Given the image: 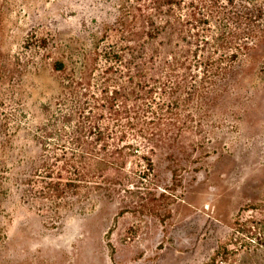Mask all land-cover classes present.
Here are the masks:
<instances>
[{
	"label": "rangeland",
	"instance_id": "1",
	"mask_svg": "<svg viewBox=\"0 0 264 264\" xmlns=\"http://www.w3.org/2000/svg\"><path fill=\"white\" fill-rule=\"evenodd\" d=\"M114 11L112 0H0V264H264V239L241 233L264 237V33L125 169L86 187L63 180L60 197L38 191L35 127L69 73L54 65L117 41Z\"/></svg>",
	"mask_w": 264,
	"mask_h": 264
},
{
	"label": "trees",
	"instance_id": "2",
	"mask_svg": "<svg viewBox=\"0 0 264 264\" xmlns=\"http://www.w3.org/2000/svg\"><path fill=\"white\" fill-rule=\"evenodd\" d=\"M112 1L117 41L90 47L70 70L62 61L54 65L69 73L55 101L42 103L45 119L34 131L42 153L31 161L46 198L64 195L63 180L86 187L102 171L125 169L134 152L156 147L152 140L167 132L170 119L181 121L179 109L198 101L227 63L263 39L260 0L240 9L236 0ZM125 140L134 143L121 145ZM4 166L0 157V172ZM241 233L263 246L255 230Z\"/></svg>",
	"mask_w": 264,
	"mask_h": 264
}]
</instances>
